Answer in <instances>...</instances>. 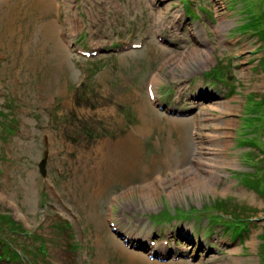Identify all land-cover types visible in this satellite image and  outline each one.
Returning a JSON list of instances; mask_svg holds the SVG:
<instances>
[{
    "label": "rangeland",
    "instance_id": "rangeland-1",
    "mask_svg": "<svg viewBox=\"0 0 264 264\" xmlns=\"http://www.w3.org/2000/svg\"><path fill=\"white\" fill-rule=\"evenodd\" d=\"M117 135L131 183L86 196L75 156ZM0 254L264 264V0H0Z\"/></svg>",
    "mask_w": 264,
    "mask_h": 264
},
{
    "label": "bare ground",
    "instance_id": "bare-ground-1",
    "mask_svg": "<svg viewBox=\"0 0 264 264\" xmlns=\"http://www.w3.org/2000/svg\"><path fill=\"white\" fill-rule=\"evenodd\" d=\"M156 80L157 79L155 78V82ZM97 118L101 119L103 117ZM131 133L135 134L134 132ZM136 133L138 134V130ZM140 146V140H120L119 135H117L116 140L109 141L108 139H102L87 148L80 149L74 159L75 172L77 175L75 174L73 176V182L77 187L87 188L89 192H86V196H91L92 198L94 197V192L96 194L99 192L98 195L102 194L103 190L101 189V186L103 187L104 184H106L105 182H102V177L105 173L108 174V178H105L107 183L111 182V180L116 177H120L123 181L128 180L125 182L126 184L131 183L132 177L124 180L123 175L120 174V171L118 172V168L123 161L128 162L130 159L136 157L139 154V151H141ZM173 163L175 162L171 150L169 147H166L165 150L162 151L161 159L153 163L150 168L146 166L143 169L140 180H147L153 173H156L157 170H161V168L173 167ZM81 172L82 174H80ZM194 177H196L199 180V183L203 185L204 183L209 182V179L207 180L205 177L198 174H194ZM161 182L162 180L160 178L156 183L155 181L148 182L147 185L143 187L144 189H141V193H143L142 195L144 197L152 195V192L154 191L153 189H157L156 187L160 185ZM109 237L114 245L123 250L120 242L112 239L111 236ZM131 256L133 257L135 255L132 254ZM140 258L142 260V257Z\"/></svg>",
    "mask_w": 264,
    "mask_h": 264
},
{
    "label": "trees",
    "instance_id": "trees-1",
    "mask_svg": "<svg viewBox=\"0 0 264 264\" xmlns=\"http://www.w3.org/2000/svg\"><path fill=\"white\" fill-rule=\"evenodd\" d=\"M249 24H251V22L249 23ZM260 30V29H259ZM11 221H13V220H11ZM229 228L230 227H232L233 228V231H234V235H235V237H238V236H240L241 234H242V232H243V229H245V226H242L241 224H239V223H235V224H233V225H227ZM7 245H8V243H7ZM10 249H8V251H9ZM7 250H5V256L7 255L8 257H10V256H14V257H18L19 256V254H18V252L17 251H15V250H11L10 252H8ZM0 257H3L1 254H0Z\"/></svg>",
    "mask_w": 264,
    "mask_h": 264
},
{
    "label": "water",
    "instance_id": "water-1",
    "mask_svg": "<svg viewBox=\"0 0 264 264\" xmlns=\"http://www.w3.org/2000/svg\"><path fill=\"white\" fill-rule=\"evenodd\" d=\"M47 158H48V152L46 151L44 158H42L40 160V162H39V169H40V171H41L42 174H45L46 173V162H47Z\"/></svg>",
    "mask_w": 264,
    "mask_h": 264
}]
</instances>
